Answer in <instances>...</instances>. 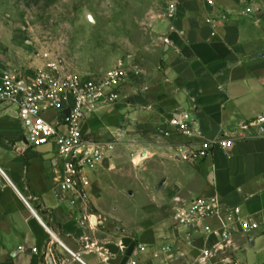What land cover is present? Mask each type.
<instances>
[{
    "label": "crops",
    "instance_id": "obj_1",
    "mask_svg": "<svg viewBox=\"0 0 264 264\" xmlns=\"http://www.w3.org/2000/svg\"><path fill=\"white\" fill-rule=\"evenodd\" d=\"M178 7L161 31L159 67L142 76L129 67L120 102L85 123L94 138L117 140L111 156L88 171L95 226L82 225L80 210L61 197L55 149L28 146L19 120L0 107V264H199L206 236L188 238L174 220L175 199L213 194L260 223L234 231V255L241 264H264V138L240 130L264 118V0H215V28L205 21L211 8L204 0ZM183 111L207 139L233 144L198 162L174 159V147L188 140L163 132ZM124 150L141 163L131 164ZM202 225L217 227L214 220ZM165 245L172 255L160 254Z\"/></svg>",
    "mask_w": 264,
    "mask_h": 264
},
{
    "label": "built area",
    "instance_id": "obj_2",
    "mask_svg": "<svg viewBox=\"0 0 264 264\" xmlns=\"http://www.w3.org/2000/svg\"><path fill=\"white\" fill-rule=\"evenodd\" d=\"M180 1L170 4V20L178 17ZM204 1L211 8L205 21L215 28L221 14L215 12V0ZM44 58L46 65L29 76L0 69V106L19 120L28 146L55 149L53 163L60 168L57 188L61 197L69 206L80 210L82 225L95 226L97 220L90 213L88 171L111 156L117 140L94 138L85 132V123L100 109H111L120 102L128 81L129 64L120 59L103 75L93 77L68 71L64 59L50 52L45 53ZM168 126L170 131L163 132L167 136L175 133L188 140L174 147L173 157L178 161L198 162L215 149L227 150L233 144L230 138L207 139L189 111L174 113ZM240 130H255L264 138V118L245 121ZM177 203L174 220L185 228L188 238L193 239L197 232L206 236L199 264H241L234 255L233 234L237 228L243 232L259 229L256 219L245 216L241 206H224L218 194L189 202L177 198ZM207 220L216 221L217 227H203ZM212 237L214 241L209 242ZM160 254L172 255L173 247L162 246Z\"/></svg>",
    "mask_w": 264,
    "mask_h": 264
},
{
    "label": "rangeland",
    "instance_id": "obj_3",
    "mask_svg": "<svg viewBox=\"0 0 264 264\" xmlns=\"http://www.w3.org/2000/svg\"><path fill=\"white\" fill-rule=\"evenodd\" d=\"M173 1L0 0V69L29 76L46 65L44 54L50 52L64 59L68 71L83 76H101L120 59L134 75L151 73L159 67L161 31L171 21ZM120 153L131 164V158L137 160L133 164L143 159Z\"/></svg>",
    "mask_w": 264,
    "mask_h": 264
},
{
    "label": "water",
    "instance_id": "obj_4",
    "mask_svg": "<svg viewBox=\"0 0 264 264\" xmlns=\"http://www.w3.org/2000/svg\"><path fill=\"white\" fill-rule=\"evenodd\" d=\"M69 112V111H68Z\"/></svg>",
    "mask_w": 264,
    "mask_h": 264
}]
</instances>
